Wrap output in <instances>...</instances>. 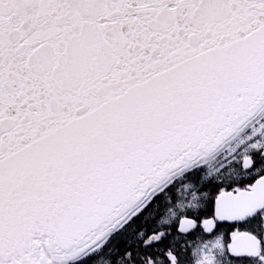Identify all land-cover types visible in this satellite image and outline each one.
Here are the masks:
<instances>
[{
	"label": "snow or ice",
	"instance_id": "obj_1",
	"mask_svg": "<svg viewBox=\"0 0 264 264\" xmlns=\"http://www.w3.org/2000/svg\"><path fill=\"white\" fill-rule=\"evenodd\" d=\"M0 264H264V0H0Z\"/></svg>",
	"mask_w": 264,
	"mask_h": 264
}]
</instances>
